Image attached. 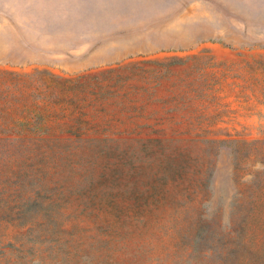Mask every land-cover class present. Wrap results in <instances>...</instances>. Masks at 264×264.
Masks as SVG:
<instances>
[{
    "label": "rangeland",
    "instance_id": "obj_1",
    "mask_svg": "<svg viewBox=\"0 0 264 264\" xmlns=\"http://www.w3.org/2000/svg\"><path fill=\"white\" fill-rule=\"evenodd\" d=\"M0 264H264V0H0Z\"/></svg>",
    "mask_w": 264,
    "mask_h": 264
},
{
    "label": "trees",
    "instance_id": "obj_2",
    "mask_svg": "<svg viewBox=\"0 0 264 264\" xmlns=\"http://www.w3.org/2000/svg\"><path fill=\"white\" fill-rule=\"evenodd\" d=\"M172 60L174 61V57H172ZM51 78L52 77H57L54 73H50ZM61 78V77H60ZM64 81H67V78L63 79ZM61 96L63 95V97H61L60 100L65 101L66 103H77V101L80 99V92L76 89V91H74L73 93H61ZM54 98V97H53ZM52 103H54V101H52Z\"/></svg>",
    "mask_w": 264,
    "mask_h": 264
}]
</instances>
